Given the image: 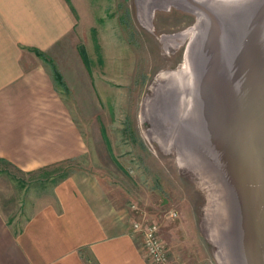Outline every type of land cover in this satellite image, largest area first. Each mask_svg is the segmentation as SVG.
<instances>
[{
	"label": "rangeland",
	"instance_id": "obj_1",
	"mask_svg": "<svg viewBox=\"0 0 264 264\" xmlns=\"http://www.w3.org/2000/svg\"><path fill=\"white\" fill-rule=\"evenodd\" d=\"M263 5L264 0L239 8L217 0H81L78 37L63 57L69 93L60 97L81 133L84 153L32 172L0 162V210L9 224L19 230L53 202L62 172L87 171L133 223L159 227L166 264H244L240 238L249 216L239 170L224 154L223 128L214 118L228 112V73L236 74L232 63H238L228 48L235 47L238 25L251 21L244 9ZM190 30L193 35L165 41ZM190 46L203 75L194 105L190 61V73L184 70ZM162 73L175 79L164 80Z\"/></svg>",
	"mask_w": 264,
	"mask_h": 264
},
{
	"label": "crops",
	"instance_id": "obj_2",
	"mask_svg": "<svg viewBox=\"0 0 264 264\" xmlns=\"http://www.w3.org/2000/svg\"><path fill=\"white\" fill-rule=\"evenodd\" d=\"M80 1L0 0V160L25 172L84 153L81 133L36 54L50 56L66 82L63 57L78 37ZM53 194L19 230L0 210V264H153L134 231L137 222L95 174L76 171Z\"/></svg>",
	"mask_w": 264,
	"mask_h": 264
},
{
	"label": "water",
	"instance_id": "obj_3",
	"mask_svg": "<svg viewBox=\"0 0 264 264\" xmlns=\"http://www.w3.org/2000/svg\"><path fill=\"white\" fill-rule=\"evenodd\" d=\"M217 1L218 4L234 5L237 8L251 2V0ZM244 10L249 13L251 21L246 20L242 25L238 23L235 47L233 50L231 45L228 48L230 56L237 54L238 57V63L235 61L232 63L237 70L236 74L228 73L229 83H232L233 87L229 100L230 113L217 115L214 120L219 128L221 126L223 129L225 128L222 124L224 119L228 121L232 117V121L237 125L232 134L235 142L237 141L233 147L234 151L237 149L240 161L243 183L241 191L246 202L245 211L249 216V226H246L247 234L243 235V240L248 246L245 251L247 264H264V5L261 8L257 6ZM197 36L198 34L191 40L190 45H194ZM199 37L203 38L204 35L201 34ZM192 48L193 46L189 47L187 56L191 64L194 105L197 103V98L200 99L199 84L202 83L200 79L202 80L203 75L200 69L194 67ZM185 90L190 89L187 86L184 87L183 91ZM194 109V116L198 117V107L195 106Z\"/></svg>",
	"mask_w": 264,
	"mask_h": 264
},
{
	"label": "bare ground",
	"instance_id": "obj_4",
	"mask_svg": "<svg viewBox=\"0 0 264 264\" xmlns=\"http://www.w3.org/2000/svg\"><path fill=\"white\" fill-rule=\"evenodd\" d=\"M145 14H144V11H143V9H141V12H140V17L142 18V19H144V21H146L145 20V16H144ZM144 25L145 24H147V22L145 23H143ZM194 30H190V31H187V32H185V33H182V34H180V35H178V36H176V37H172V38H166L165 39V41H168V42H174V41H177L178 39H180V38H184V37H186V36H188V35H193V32ZM167 42V43H168ZM163 43H165L164 41H163ZM190 67V65H189V59H188V56H187V62H186V64H185V67H184V70H187V73L189 72L188 71V68ZM190 70V69H189ZM186 73V72H185ZM190 73V72H189ZM168 74V73H167ZM166 73H162L161 74V77H167V76H169L170 77V75H167ZM178 74V73H177ZM175 75V76H177V77H179L180 76V78L182 77L181 76V74L182 73H179L178 75ZM173 77V76H172ZM188 78V77H187ZM182 79V78H181ZM190 79V81H191V78H189ZM183 80V79H182ZM192 83V82H191ZM192 86V85H191ZM186 91V90H185ZM184 91V92H185ZM190 91V90H189ZM189 93V92H188ZM186 94H187V91L185 92V94H184V96H186ZM193 94V93H192ZM189 96H190V94H189ZM187 98H188V96H187ZM187 98L185 97V98H183L184 100H183V102H182V104H183V107H184V110H188V104H189V102H188V100H190V99H188L187 100ZM231 98H228L227 100L228 101H226V104H225V108L227 109V113L226 114H228V113H230L229 112V110H230V103H229V100H230ZM185 100H187V102H185ZM233 101V100H232ZM232 106H233V104H232ZM230 115H228V117H229ZM231 117V116H230ZM225 120V121H224ZM223 120V122H222V124H223V126L225 127L224 129H223V131H222V134L220 133V135H221V139H222V145L225 147V149H224V154H225V152H227L228 153V156H229V160H230V162L232 163V164H230V165H232V168L233 169H238L239 171H237L236 173H237V175H236V177H237V179L239 180V183L243 186V183H242V174L240 173L241 172V167H240V161H239V158H238V154H237V149H236V151H234V147H233V144H237V141L235 142V140L233 139V131L235 130V128L234 127H237V125L235 124V122H233L232 121V117L230 118V120H228L227 121V119H224ZM233 133V134H232ZM231 151V152H230ZM237 165H238V167H237ZM231 167V166H230ZM235 167V168H234ZM235 172V171H234ZM234 174V173H233ZM240 188V187H239ZM240 192H241V190H240ZM245 212H247V211H245ZM240 216V215H239ZM241 222H242V217H240L239 218V223L241 224ZM245 222H248L249 223V219L247 218V221H245ZM249 226V225H248ZM247 226V227H248ZM247 227H243L242 226V229L244 230V231H246V234H247ZM241 230V229H240ZM245 234V235H246ZM213 235V234H212ZM247 237V236H246ZM214 238H216V237H214ZM243 236H242V240H243ZM214 240V239H213ZM242 240H241V238H240V248L242 249V254L244 255V256H246V247L248 248V246H247V243H245L246 241H244L243 240V242H242ZM244 243L246 244V245H244ZM245 263L244 264H247V257H246V260L244 261Z\"/></svg>",
	"mask_w": 264,
	"mask_h": 264
},
{
	"label": "built area",
	"instance_id": "obj_5",
	"mask_svg": "<svg viewBox=\"0 0 264 264\" xmlns=\"http://www.w3.org/2000/svg\"><path fill=\"white\" fill-rule=\"evenodd\" d=\"M134 231L142 236L143 247L149 260L153 264H166L168 255L166 246L160 237L159 227L155 224L135 223Z\"/></svg>",
	"mask_w": 264,
	"mask_h": 264
},
{
	"label": "trees",
	"instance_id": "obj_6",
	"mask_svg": "<svg viewBox=\"0 0 264 264\" xmlns=\"http://www.w3.org/2000/svg\"><path fill=\"white\" fill-rule=\"evenodd\" d=\"M36 54L39 57H41L42 59H44L46 61V64L50 66L51 75H52L53 83H54V86H55L56 90L59 93H63V92L64 93H69V89L67 87V84L65 83L64 78H63L62 74L60 73V71L54 66L53 63H51V61L46 59V56L44 54H41L38 51H36ZM0 162L9 163V162H7L5 160H0ZM65 162H68V161L60 162L58 164L61 165L62 163H65ZM58 164H54L52 166H55V165H58ZM52 166H49V167H46V168H42V169H39V170H45V169L51 168ZM73 173H74V171H71V170L62 172L60 177L57 178V180L55 181V185H57L60 181L68 178Z\"/></svg>",
	"mask_w": 264,
	"mask_h": 264
}]
</instances>
